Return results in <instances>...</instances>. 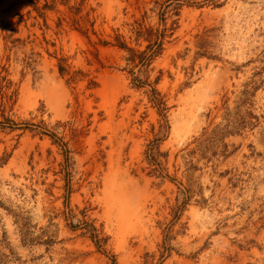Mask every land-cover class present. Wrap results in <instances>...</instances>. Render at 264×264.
I'll list each match as a JSON object with an SVG mask.
<instances>
[{
  "label": "rangeland",
  "instance_id": "obj_1",
  "mask_svg": "<svg viewBox=\"0 0 264 264\" xmlns=\"http://www.w3.org/2000/svg\"><path fill=\"white\" fill-rule=\"evenodd\" d=\"M1 103L0 264H264V0H0Z\"/></svg>",
  "mask_w": 264,
  "mask_h": 264
},
{
  "label": "trees",
  "instance_id": "obj_2",
  "mask_svg": "<svg viewBox=\"0 0 264 264\" xmlns=\"http://www.w3.org/2000/svg\"><path fill=\"white\" fill-rule=\"evenodd\" d=\"M134 30L138 37L141 36H147V40L149 41V45H147L146 49L143 51H138L134 48L128 47L124 43L118 44L119 47L127 50L129 52V58L128 61L135 66H141L144 67V70H140V72L146 71L147 67L152 63L153 59L161 54L163 51V43H164V37L165 35L163 32L156 31L154 32L153 29H144L142 24H139L138 27H134ZM120 39V38H119ZM135 80H137L139 83L137 84L138 87L144 86L147 84L146 82H143L142 79L138 76ZM150 102L155 104V106L158 107L160 114L163 117H166L165 111L167 110L166 107V101L163 97L160 96V92L157 91V89L153 88L150 93ZM0 106H5V103H1ZM7 122H10L11 120L8 118H5ZM11 123V122H10ZM0 126H4V122L0 121ZM4 128V127H2ZM11 130H14L13 126H9ZM158 146L154 144H150L148 155L154 156L155 150Z\"/></svg>",
  "mask_w": 264,
  "mask_h": 264
}]
</instances>
